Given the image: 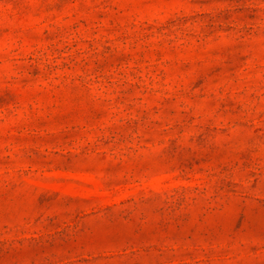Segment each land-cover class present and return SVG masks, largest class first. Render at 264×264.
Listing matches in <instances>:
<instances>
[{"label":"rangeland","instance_id":"rangeland-1","mask_svg":"<svg viewBox=\"0 0 264 264\" xmlns=\"http://www.w3.org/2000/svg\"><path fill=\"white\" fill-rule=\"evenodd\" d=\"M0 264H264V0H0Z\"/></svg>","mask_w":264,"mask_h":264}]
</instances>
